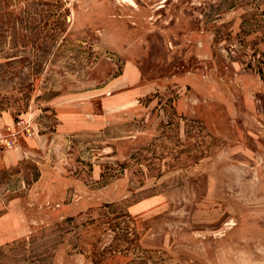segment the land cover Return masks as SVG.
<instances>
[{"label": "rangeland", "instance_id": "374dc122", "mask_svg": "<svg viewBox=\"0 0 264 264\" xmlns=\"http://www.w3.org/2000/svg\"><path fill=\"white\" fill-rule=\"evenodd\" d=\"M0 264H264V0H0Z\"/></svg>", "mask_w": 264, "mask_h": 264}, {"label": "crops", "instance_id": "0c3cea01", "mask_svg": "<svg viewBox=\"0 0 264 264\" xmlns=\"http://www.w3.org/2000/svg\"><path fill=\"white\" fill-rule=\"evenodd\" d=\"M8 125V123H7ZM6 125H1V127H5ZM36 137V136H35ZM26 138V142H24V139H21L20 143L18 144V147L16 149L6 152L4 154L0 155V172L10 169L17 164L20 163V161L24 160L26 157H29L31 153H38V150H42L45 146V142H40V139L37 138ZM7 218L10 217L9 214H4L0 216V226H4L6 223ZM1 232V231H0ZM2 242L0 241V245Z\"/></svg>", "mask_w": 264, "mask_h": 264}, {"label": "built area", "instance_id": "2783aa9c", "mask_svg": "<svg viewBox=\"0 0 264 264\" xmlns=\"http://www.w3.org/2000/svg\"><path fill=\"white\" fill-rule=\"evenodd\" d=\"M31 126L23 121L0 128V155L18 147L24 136L33 137Z\"/></svg>", "mask_w": 264, "mask_h": 264}]
</instances>
